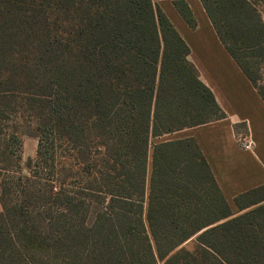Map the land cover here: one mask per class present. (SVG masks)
I'll list each match as a JSON object with an SVG mask.
<instances>
[{
	"label": "trees",
	"instance_id": "obj_1",
	"mask_svg": "<svg viewBox=\"0 0 264 264\" xmlns=\"http://www.w3.org/2000/svg\"><path fill=\"white\" fill-rule=\"evenodd\" d=\"M159 1L0 0V264H264V204L152 143L224 117ZM199 2L264 102V0Z\"/></svg>",
	"mask_w": 264,
	"mask_h": 264
},
{
	"label": "crops",
	"instance_id": "obj_2",
	"mask_svg": "<svg viewBox=\"0 0 264 264\" xmlns=\"http://www.w3.org/2000/svg\"><path fill=\"white\" fill-rule=\"evenodd\" d=\"M185 1L195 27L190 28L173 7L169 20L187 44L188 60L224 117L174 134L195 140L232 216H236L264 204V102L217 38L199 0ZM242 136L252 139L251 150L239 147L237 139ZM36 150L37 145L35 155ZM248 192L254 194L246 197L245 203L248 199L259 203L238 210L235 199Z\"/></svg>",
	"mask_w": 264,
	"mask_h": 264
},
{
	"label": "rangeland",
	"instance_id": "obj_3",
	"mask_svg": "<svg viewBox=\"0 0 264 264\" xmlns=\"http://www.w3.org/2000/svg\"><path fill=\"white\" fill-rule=\"evenodd\" d=\"M192 2V1H191ZM160 8L165 12V14L169 17L168 12L172 9V4L170 1H159L158 2ZM261 10V15L264 18V6L260 7ZM170 19V17H169ZM181 134H173V135H169V136H165L163 138L160 139H154L152 140V143H156L158 141L164 140V139H177L178 137H181ZM22 145H21V150H20V154H21V163H22V171L24 174L27 173V171L24 169L25 166V161L31 157V159L35 158V147L37 145V141L33 138H29L26 136H22ZM149 164V162H148ZM149 174V167L147 168V177ZM194 245V241L193 239L184 243L182 245V247H184L185 249H192Z\"/></svg>",
	"mask_w": 264,
	"mask_h": 264
},
{
	"label": "built area",
	"instance_id": "obj_4",
	"mask_svg": "<svg viewBox=\"0 0 264 264\" xmlns=\"http://www.w3.org/2000/svg\"><path fill=\"white\" fill-rule=\"evenodd\" d=\"M239 147L244 151H249L253 147L252 139L248 136H242L237 139Z\"/></svg>",
	"mask_w": 264,
	"mask_h": 264
}]
</instances>
